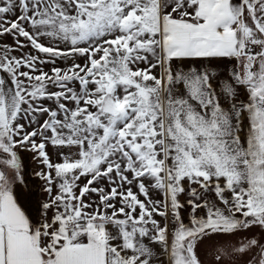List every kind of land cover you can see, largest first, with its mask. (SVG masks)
I'll use <instances>...</instances> for the list:
<instances>
[{
	"label": "snow or ice",
	"instance_id": "6c2138e0",
	"mask_svg": "<svg viewBox=\"0 0 264 264\" xmlns=\"http://www.w3.org/2000/svg\"><path fill=\"white\" fill-rule=\"evenodd\" d=\"M0 264H264V0H0Z\"/></svg>",
	"mask_w": 264,
	"mask_h": 264
},
{
	"label": "crops",
	"instance_id": "0c3cea01",
	"mask_svg": "<svg viewBox=\"0 0 264 264\" xmlns=\"http://www.w3.org/2000/svg\"><path fill=\"white\" fill-rule=\"evenodd\" d=\"M189 63L193 65L203 63L205 66H207V61H192ZM233 63L234 61H230L228 59L213 61L214 71H216L220 75H226L231 70ZM23 190L25 195L21 198V203L26 208L30 218L34 222H39L43 216V211H38V205L47 201V194L43 191L42 188L40 189L39 196H37L36 187H34V184L32 182H27ZM49 215L51 214L49 213ZM258 231V229H253L252 232L247 233V235H251ZM156 250L159 251V248H157Z\"/></svg>",
	"mask_w": 264,
	"mask_h": 264
},
{
	"label": "rangeland",
	"instance_id": "374dc122",
	"mask_svg": "<svg viewBox=\"0 0 264 264\" xmlns=\"http://www.w3.org/2000/svg\"><path fill=\"white\" fill-rule=\"evenodd\" d=\"M12 18L14 19L15 17L13 16ZM3 42L11 45L13 43V38L11 36H5L3 38ZM25 51H28V49H25ZM19 54H20L19 52L13 53V55H19ZM77 62L83 63V59H78ZM59 66H64L63 62H61ZM49 67L51 66L50 65L46 66L45 71H47ZM42 119L43 118H41V122ZM49 152L54 161L58 159L54 149L49 148ZM20 158L22 160V173L24 179L26 182L28 183L32 182L34 184V187H36L37 196H39L40 189L44 188V183L35 174L42 170V165L38 159L34 158V154L28 151H21ZM83 182L84 181L82 180V183Z\"/></svg>",
	"mask_w": 264,
	"mask_h": 264
}]
</instances>
